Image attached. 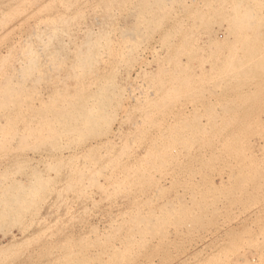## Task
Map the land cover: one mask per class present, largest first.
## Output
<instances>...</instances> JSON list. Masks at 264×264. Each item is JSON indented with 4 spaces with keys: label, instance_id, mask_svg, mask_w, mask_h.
I'll list each match as a JSON object with an SVG mask.
<instances>
[{
    "label": "rangeland",
    "instance_id": "rangeland-1",
    "mask_svg": "<svg viewBox=\"0 0 264 264\" xmlns=\"http://www.w3.org/2000/svg\"><path fill=\"white\" fill-rule=\"evenodd\" d=\"M0 96V264H264V0H0Z\"/></svg>",
    "mask_w": 264,
    "mask_h": 264
},
{
    "label": "bare ground",
    "instance_id": "bare-ground-1",
    "mask_svg": "<svg viewBox=\"0 0 264 264\" xmlns=\"http://www.w3.org/2000/svg\"><path fill=\"white\" fill-rule=\"evenodd\" d=\"M94 42H95V41H94ZM44 43H45V42H44ZM44 43H43V44H44ZM46 43H49V42H46ZM50 43H51V42H50ZM28 44H29V43H28ZM47 45H48V44H47ZM87 45H88V44H87ZM91 45H93L92 42H91ZM88 46H90V44H89ZM96 46H97V45H96ZM90 47H91V46H90ZM31 48H32V47H31ZM31 48H30V49H31ZM88 48H89V47H88ZM24 49H25V48H24ZM90 50H92V49L90 48ZM90 50H88L86 54H81V57L79 56V57H80V60L78 59L79 57L77 58V60H79V62L81 61L80 64H95V63L98 62V59H95V57L93 56L94 53L92 54V52H91ZM89 51H90V53H89ZM92 51H93V50H92ZM98 51H99V50H97V52H98ZM30 53H31V52H30ZM33 53H34V52H33ZM33 53H32V55H33ZM35 53H36V52H35ZM89 54H92L93 58H90V57H89ZM98 54H99V53H98ZM25 55H26V54H25ZM27 55H28V54H27ZM27 55H26V56H27ZM77 56H78V55H77ZM82 56H83V57H82ZM92 56H91V57H92ZM32 57H33V56H32ZM96 57H97V56H96ZM35 58H36V57H35ZM27 59H30L29 56H28ZM33 59H34V58H33ZM31 61H32V60H30V62H31ZM35 61H36V60H35ZM18 62H19V61H18ZM28 62H29V61H28ZM28 62H27V63H28ZM21 63H22V62H21ZM16 64H17V63H16ZM19 64H20V63H19ZM28 64H29V63H28ZM31 64H34V63H31ZM75 64H79V63H75ZM97 64H98V63H97ZM19 66H20V65H19ZM80 66H81V65H80ZM84 66H85V65H84ZM84 66H83V67H84ZM30 67H31V66H30ZM21 68H22V67L20 66V69H21ZM24 68H25V67H24ZM26 68H27V67H26ZM26 68H25V69H26ZM35 68H36V67H35ZM29 69H31V68H28V70H29ZM33 70H34V67H33ZM22 71H23V69L21 70L20 76H21V74H23ZM34 71H36V70H34ZM34 71H33V72H34ZM36 72H37V71H36ZM27 75H28V78H30V76H29L30 74L27 73ZM35 75H36V74H35ZM32 76H33V75H32ZM21 77H25V76H21ZM17 79H18V78H17ZM36 80H38V79H36ZM36 80H35V81H36ZM24 81H25V80H23V82H24ZM27 81H28V80H27ZM6 82H8V81H6ZM10 85H12V84H10ZM13 85H14V83H13ZM23 85H24V84H23ZM15 86H17V85H15ZM19 88H21V87H19ZM13 89H16V88H13ZM2 90H3V89H2ZM11 90H12V88H11ZM18 90H21V89H18ZM13 91H14V90H13ZM15 91H16V90H15ZM22 91H23V89H22ZM76 91H77V90L74 91V94H75V95L78 94V92H76ZM16 92H17V91H16ZM16 92H14V93H16ZM25 92H26V91H25ZM3 94H4V91H3ZM16 94H18V93H16ZM100 95L102 96V98H103V100H104V99H105V98H104V91H102V92L100 93ZM1 96L3 97V95H1ZM1 96H0V97H1ZM2 97H1V98H2ZM10 97H12V95H11ZM10 97H9V98H10ZM2 99H3V98H2ZM2 99L0 100V101H1V103H0V109H2V110H11V109L13 108V106L10 105V102H12V100H11V101H6V99L8 100V98L5 97L4 100H5L6 102H4ZM60 105H63V104H60ZM54 106L56 107V105H54ZM50 107H51V106H50ZM75 107H76V106H74V108H75ZM15 108H16V107H15ZM15 108H14V109H15ZM61 108H62V107H61ZM63 108H64V107H63ZM14 109H13V110H14ZM64 109H65L66 111H68V112L64 111ZM64 109H62V110L64 111L65 114H66V113H67V114H69V113L71 114V112H69V110L66 109V107H65ZM71 109H73V106H72ZM13 110H12V111H13ZM60 111H61V109H60V110H57V109L54 108V107L51 108V110L49 111V112H50V114H49V116H50V118H49L50 121L48 120V122H52V120L56 118V119H55L56 121H53V123H54V122H57V123H54V124H56V125H54V124H53L54 126L51 125V126H52V129H53L54 131L57 129V127L59 128V126H63V127L68 126V124L65 123V122H67V121H63V120H62L63 118H64V120H65L66 118H70V120H71V117H72V119H76V118L73 117V116H74L73 114H72V116L70 115L71 117H69V115H67L68 117H66V116H64V113L61 111V112L63 113V115H62ZM82 111H83V112H81V114H80V112H79V114L76 113V115H75V116H78V117L81 118V120L83 121V122L81 121V124H83V123H84V124H85V123H88L89 125H93L94 122H95L94 117L97 116L98 114L100 115V113H93V112H91V109H90L89 107L84 108V110H82ZM47 114H48V112H47ZM6 115H7V113L5 112L3 116L6 117ZM41 115H42V114H41ZM61 115H62V116H61ZM79 115H80V116H79ZM101 115H102V113H101ZM103 115H104V114H103ZM49 116H48V117H49ZM39 117L42 118V116H40V115H39ZM44 117H45V116H44ZM62 117H63V118H62ZM40 118H38V119H40ZM46 118H47V117H46ZM46 118H45V121L43 120L44 122H42V121L39 122L40 125H41V123H45V122H47V121H46ZM51 118H52V120H51ZM80 118H79V119H80ZM77 120H78V118H77ZM48 122H47V123H48ZM68 122H69V121H68ZM75 122H76V121H75ZM79 122H80V121H79ZM69 123H70V122H69ZM2 124H3L4 126H3ZM2 124H0V126L2 125L3 127L6 128L8 125H11V124H13V123H12L9 119H6V121H4ZM23 124L26 125L27 123L24 122ZM48 124H50V123H48ZM71 124H72V123H71ZM73 124H74V123H73ZM78 124H79V123H78ZM78 124H77V125H78ZM14 125H15V124H14ZM2 126H1L0 128H2ZM48 126H49V125H48ZM48 126H47V127H48ZM56 126H57V127H56ZM74 126H75V124H74ZM41 127H42V126H41ZM43 127H44V126H43ZM63 127H62V128H63ZM75 127H76V126H75ZM48 128H49V127H48ZM50 128H51V127H50ZM66 128H67V127H66ZM68 128H70V127H68ZM2 129L4 130V128H2ZM52 129H51V130H52ZM79 129H80V128H79ZM79 129H78V130H79ZM47 130H48V129H47ZM71 130H72V129H71ZM48 131H49V130H48ZM57 131H58V130H57ZM60 131H61V133H62V131H64V130L62 129V130H60ZM68 131H69V133H71L70 130H68ZM72 131H73V130H72ZM0 132H1V130H0ZM77 132H78V131H77ZM49 133H51V132H48L47 134H49ZM55 133H56V131H55ZM55 133H54V136H55ZM61 133H56V134H57L56 136L61 135ZM72 133H73V132H72ZM47 134H46V135H47ZM52 134H53V133H52ZM58 134H59V135H58ZM65 134H68L67 130H65ZM69 135H70V134H69ZM56 136H55V137H56ZM57 138H58V137H57ZM57 138H56V139H57ZM95 144H96V143H95ZM96 145L98 146L99 143H97ZM91 147H93V146L91 145ZM90 149H91V148H90ZM91 150H92V149H91ZM250 154H251V153H250ZM248 157H249V156H248ZM53 172H54V171H53ZM35 173H36V172H35ZM34 175H35V174H34ZM29 177H30V176H29ZM30 178L32 179V177H30ZM31 179H30V180H31ZM33 179H34V178H33ZM35 179H36V176H35ZM35 179H34V180H35ZM36 180L38 181V183H41V177H40V180H38V177H37ZM39 181H40V182H39ZM43 181L45 182L44 179L42 180V183H43ZM34 182H35V181H34ZM34 182H32V183L34 184V185H33V184H32V185H33V187L35 188V185H37V184H35ZM20 183H23V182L20 181ZM24 183H25V181H24ZM12 184H13V183H12ZM30 184H31V183H30ZM45 184H47V183L45 182ZM48 184H50V183H48ZM10 185H11V184H10ZM10 185H9L8 187H10ZM14 185H15V182H14ZM14 185H13V186L11 185V188H9V190H11V191H12V190L15 191L16 189L14 190V188L17 187V186H14ZM32 185H31L30 188H31L32 193H33V192H34V190H33L34 188H32ZM43 185H44V184H42V187H45V186H43ZM8 187L6 188V190L10 193L11 191L8 190ZM37 187H38V185H37ZM37 187H36V188H37ZM39 188H40V186H39ZM39 188H38V189H39ZM19 189H20V188H19ZM26 189H29V188H26ZM26 189H23V187H22L21 191L24 193V191H26ZM40 189H41V188H40ZM45 189H46V187H45ZM6 190H5V191H6ZM23 190H24V191H23ZM41 190H43V189H41ZM13 191H12V192H13ZM27 191L29 192V190H27ZM35 191H36V189H35ZM37 191H38V192H41V191H39V190H37ZM43 192H44V191H43ZM5 193H6V192H5ZM104 193H105V191H104ZM2 194H3V193H2ZM2 194H1V195H2ZM6 194H7V193H6ZM11 194L13 195L14 193H11ZM16 194H18V191H17ZM32 195H34V194H32ZM3 196H4V194H3ZM3 196H2V197H3ZM6 196H7V195H6ZM6 196H4V197H6ZM8 196H10L9 199H12V197H16V199H19V197H18L17 195H15V194H14L12 197H11V195H8ZM25 196H26V195H25ZM28 196H31V193H30V195L28 194ZM4 197H3V198H4ZM17 197H18V198H17ZM22 197H23V196H22ZM35 197H36V195H35ZM35 197L33 196V197H31V198H32V199H35ZM6 198H7V197H6ZM6 198H5V199H6ZM26 198H27V197H26ZM31 198H30V199H31ZM16 199L13 198L12 201L14 202V200H16ZM20 199H21V197H20ZM7 200H8V199H7ZM21 200H22V199H21ZM3 201H4V200H3ZM12 201H8V202H11V203H12ZM17 201H18V202H21V201H19V200H17ZM23 201L25 202V200H23ZM4 202H5V201H4ZM15 202H16V201H15ZM15 202H14V203H15ZM4 204H6V205H4V206H5V209H6V207H8V206H7L8 203L5 202ZM18 204H19V203H18ZM23 204H24V203H23ZM26 204L28 205V203H26ZM15 205H16V204H15ZM21 205H22V204H21ZM21 205H19V206H21ZM11 207H13V206H11ZM16 207L18 208L17 205H16ZM22 207H25V206H22ZM5 209H4V210H5ZM12 209H13V208H12ZM6 210H7V209H6ZM6 210H5V212L8 211V210H7V211H6ZM21 210H23V209H21ZM10 211H12L11 208H10ZM10 211H8V213H4V214H9ZM1 212H2V211H1ZM11 214H12V213H11ZM1 216H2V214H1ZM7 216H8V215H7ZM145 220H146V219H145ZM12 235H13V234H12ZM13 237H14V236H13ZM13 237H11V238H13ZM13 239L15 240V238H13ZM1 245H2V244H1Z\"/></svg>",
    "mask_w": 264,
    "mask_h": 264
}]
</instances>
